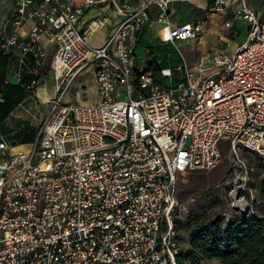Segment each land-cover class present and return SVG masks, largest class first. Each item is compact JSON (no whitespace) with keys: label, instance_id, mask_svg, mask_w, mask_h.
<instances>
[{"label":"built area","instance_id":"obj_1","mask_svg":"<svg viewBox=\"0 0 264 264\" xmlns=\"http://www.w3.org/2000/svg\"><path fill=\"white\" fill-rule=\"evenodd\" d=\"M234 1L242 40L188 65L177 44L202 46L209 13L224 15ZM173 2L122 1L119 22L92 45L110 24L103 13L84 17L115 0H13L0 55L18 51L12 77L33 76L29 89L49 74L54 96L28 147L0 138V264H176L177 183L218 167L226 148L232 203L246 213L235 198L248 174L237 151L264 165V10L210 0L209 13L178 23ZM144 27L177 49L175 70L160 67L152 44L139 50ZM83 73L95 101L62 104Z\"/></svg>","mask_w":264,"mask_h":264},{"label":"rangeland","instance_id":"obj_2","mask_svg":"<svg viewBox=\"0 0 264 264\" xmlns=\"http://www.w3.org/2000/svg\"><path fill=\"white\" fill-rule=\"evenodd\" d=\"M247 2L253 8L260 7L259 0H247ZM211 8L210 4L205 9V12L209 13ZM172 9L173 11L170 14V19L173 22H178L180 19L181 21H191L199 14L196 12V14L192 13L190 15L183 14L187 9L179 7L177 3L172 5ZM234 10L235 9L228 10L224 15L209 13L210 20L204 31L205 43L202 46L196 47L190 43L177 44V47L182 52L188 65L196 64L201 54L208 59L218 50L230 51L236 43L242 40L245 35L246 26L241 19L235 18ZM176 11H180L182 14H177ZM118 20L114 22L118 23ZM226 23H228V25H226ZM154 28L155 27L143 28L139 38V50H143L149 44H152L155 53L161 58L160 67H168L171 70H175V67L181 64L179 53L174 46L161 43L153 34ZM105 35H107V33ZM100 36L101 38L103 37L98 31H96L95 34H91V44L95 45L100 42L101 40L99 41L98 38ZM47 63L48 61L45 63L44 67H47ZM44 67L40 72L41 75L46 72V68ZM49 76L50 75L46 73L44 76L45 81L42 78L38 82V92L43 98L47 92L51 91V87L54 84L53 79H50ZM162 81L165 82L164 79H162ZM24 82L28 83L26 80H24ZM33 88L22 89V91H24L23 95L26 96L32 93ZM95 98L96 93L93 79L83 73L79 74L71 83L68 90L63 94L61 103L74 105L79 104L80 101L93 102ZM30 101L31 105H24L27 112L21 107L15 110V114L20 113L22 110V113L29 117V122L34 124L33 127L24 124L22 129H20V133L14 139L18 144L22 142L25 147H28L29 143L34 140L37 134V123L48 110V104L40 98L34 96V99H30ZM12 117L13 116H9L7 123L12 122L13 125L14 122ZM5 140L9 141L10 139ZM228 151L227 148L224 149L223 159L218 167L209 171L188 173L177 183V206L174 221L183 250H187L191 247L190 235L198 225H205L211 221H219L220 227L225 229L231 223L238 222L243 217L256 216L264 218V165L255 152L242 148L238 149V157L243 161L248 171L246 181L241 184L240 191L235 196L236 199L238 196H242L248 207L246 213H241L240 210L233 206L232 197L230 195V190L236 189V185H234L236 174L230 175L225 172V166L231 162ZM198 263L219 264V261L215 259H202V257H199Z\"/></svg>","mask_w":264,"mask_h":264},{"label":"trees","instance_id":"obj_3","mask_svg":"<svg viewBox=\"0 0 264 264\" xmlns=\"http://www.w3.org/2000/svg\"><path fill=\"white\" fill-rule=\"evenodd\" d=\"M28 77V83L24 82L23 77L20 83L3 85L0 92V122L25 97L22 89H26L34 79L30 75ZM190 238L191 247L176 255V264H199V257L215 259L219 264H264L262 217H243L225 229L220 227L219 221H211L205 225H198Z\"/></svg>","mask_w":264,"mask_h":264},{"label":"crops","instance_id":"obj_4","mask_svg":"<svg viewBox=\"0 0 264 264\" xmlns=\"http://www.w3.org/2000/svg\"><path fill=\"white\" fill-rule=\"evenodd\" d=\"M122 1H124V0H115V3L113 5H108V6H105L104 3H101V4L98 5L97 8L91 9L86 14V16L84 17L83 20H86V19L94 18L97 15H99L100 13H103L107 17V22L110 24L106 28H100V29L96 30L99 33H101V35L103 37L102 38H101V36L98 37L99 38V41L100 40L101 41L98 42V43H96L95 45L101 44L103 42V40L105 39V36H106L105 34L108 33L111 25L113 27V26H115L117 24V22H114V21H117L118 20V18L116 16V9H117L118 4H120ZM126 1H129V2H132V3H135L136 2V0H126ZM174 3H177L179 7H183V8H186L187 9L185 11V13H183V14L190 15V14H192V13L194 14L196 12V13H199L198 15H200L209 6L210 0H188L187 2H180V1L174 0V2L171 4V7H170L171 12L173 11L172 5ZM245 3L248 4L247 0H245ZM263 3H264V0H259V6L260 7H256L255 9L260 10V11L261 10H264ZM240 5H241V1H234L230 5V7L228 8V10L238 9ZM12 8H13V0H0V25H2L3 20L7 16V13ZM177 14H180L181 15L182 13H180V11H178ZM177 18H179V17H177ZM193 20H191V21H193ZM185 21L186 20L181 21V19H180V20H178V23L185 22ZM96 31H95V33H96ZM95 33H93V34H95ZM17 55H18V51L17 50H13L11 55L6 56V57H0V92L2 91V87H3V85H5V83H10V84H13V85L14 84H17L16 81L12 77V73L16 69V59H17ZM25 76H27V74H24L22 76V79L24 77V80L29 81V77H28L29 75L27 77H25ZM21 82H22V80H21ZM26 89H29V88L26 87ZM38 89H39V85L37 84L33 88L32 93L27 94L15 106V108L3 119V121L0 122V138L10 139V140L15 139L17 137V135L20 133V129H22V126L24 124H28L29 127H33L34 126V124H32L31 122H29V117H27L26 114L22 113V110L18 114H15V110L17 108L21 107L24 111L27 112V109L24 108V105H31L30 99H34V96L37 97V98H40L42 101H46L47 99H49V98H51V97L54 96V86L53 85L51 87V91L50 92H47L44 95V98L41 97L42 95L39 94ZM94 90H95V87H94ZM80 102L81 103H84V104H91V103H93V102H88V101H80ZM9 116H13L12 117L13 118V122H14L13 125H12V122L7 123V119L9 118ZM19 144H20V146L22 148H26L22 142L19 143Z\"/></svg>","mask_w":264,"mask_h":264},{"label":"bare ground","instance_id":"obj_5","mask_svg":"<svg viewBox=\"0 0 264 264\" xmlns=\"http://www.w3.org/2000/svg\"><path fill=\"white\" fill-rule=\"evenodd\" d=\"M96 31V30H95ZM238 206L245 209L247 207L246 205V202L245 201H240V202H237Z\"/></svg>","mask_w":264,"mask_h":264},{"label":"water","instance_id":"obj_6","mask_svg":"<svg viewBox=\"0 0 264 264\" xmlns=\"http://www.w3.org/2000/svg\"><path fill=\"white\" fill-rule=\"evenodd\" d=\"M10 144L11 145H15L16 144V140H14V139L10 140ZM245 212H247V210Z\"/></svg>","mask_w":264,"mask_h":264}]
</instances>
